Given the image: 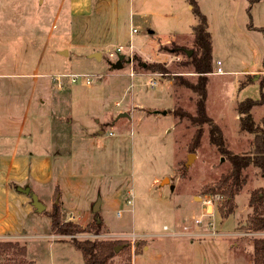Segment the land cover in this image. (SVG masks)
Here are the masks:
<instances>
[{"label": "rangeland", "instance_id": "rangeland-1", "mask_svg": "<svg viewBox=\"0 0 264 264\" xmlns=\"http://www.w3.org/2000/svg\"><path fill=\"white\" fill-rule=\"evenodd\" d=\"M197 2L213 42V71L206 74L196 71L189 57L196 48L188 16L193 24L198 18L188 0H94L103 20L95 26L98 34L89 33L87 42L75 47V56L56 50L71 39L60 21L51 34V7L0 0V109L9 103L15 115H22L39 77L28 122L44 104L62 164L58 171L64 174L52 196L51 182L39 188L46 208L33 207L21 235L0 238V264H85L76 239L115 241L120 248L110 264H254V241L264 238V230L247 227L254 214L250 198L264 189V171L254 164L243 170L245 183L234 198V211L223 217L222 197L206 189L232 164L211 142L209 125L193 123L188 114H196L198 99L190 86L207 76L206 109L221 127L227 150L254 151L256 133L241 128L238 105L247 98L264 99V0ZM142 9L152 15L142 18ZM167 11L171 15L158 16ZM107 21L118 34L110 44L95 47L100 59L87 56L88 39L108 38ZM133 26L138 31L131 35ZM120 45L125 58L115 68L111 62L118 56L112 52ZM218 60L223 73H216ZM155 64L160 68L149 67ZM74 74L90 76L91 84L73 83L68 76ZM8 76H26L25 85ZM12 85L18 89L7 91ZM72 88L78 92L68 98ZM251 114L264 130V101ZM205 196L215 203L213 214L203 204ZM55 205L62 220L82 230L54 233L50 212ZM198 217L203 219L199 226ZM96 218L99 229L89 226Z\"/></svg>", "mask_w": 264, "mask_h": 264}, {"label": "crops", "instance_id": "crops-1", "mask_svg": "<svg viewBox=\"0 0 264 264\" xmlns=\"http://www.w3.org/2000/svg\"><path fill=\"white\" fill-rule=\"evenodd\" d=\"M25 1H38V5L42 8L49 9L51 7V34L56 29V24L59 21L62 23V31L69 36L71 44L66 45V47L57 46V52L66 50L67 54L70 52L71 55L75 56L76 54L73 52L75 47L87 42L89 33L98 34L95 31V26L103 20L102 15H98L101 8L98 7V3L94 6V0H43L44 4L42 5H40L42 0ZM97 1L104 3L105 0ZM138 13L141 14L142 18L152 15L143 9ZM169 13V11H167V14L160 12L158 16L171 15ZM188 17L189 24L194 27L196 24L192 23L191 16ZM106 26L108 38H104L105 36L97 38V36L88 39L92 46L87 56H93L96 53L95 47L100 48L110 44L112 35L118 34V31L108 29V21ZM150 32L158 35L157 30L152 26H150ZM98 53L100 54L99 58L94 56L97 60L102 57V53ZM61 54L63 53L61 52ZM8 77H16L18 86L25 85L21 79L26 76ZM39 81L38 76L34 78L32 89H29L27 105L22 115H15V106L9 103H3L4 108L0 109V238L20 236L26 227L34 206L30 194L25 189L33 190L40 198L39 188L48 187L50 186L49 182H51L49 194L52 196L56 187H59L57 181L64 177L63 172L59 173L58 171L62 164L55 151L54 128L48 118L43 117L44 104L38 107L39 112L35 115L32 123L28 122V106L31 100L34 99L37 89L39 91ZM18 86L12 85L7 91L18 89ZM52 88L51 80V92L53 91ZM71 92H78V89L72 88L69 93L66 92L68 98ZM37 99L38 101L41 100L38 95ZM2 101L0 100V103ZM30 179L35 183L31 184Z\"/></svg>", "mask_w": 264, "mask_h": 264}, {"label": "trees", "instance_id": "trees-1", "mask_svg": "<svg viewBox=\"0 0 264 264\" xmlns=\"http://www.w3.org/2000/svg\"><path fill=\"white\" fill-rule=\"evenodd\" d=\"M250 5L262 0H248ZM193 13L198 18V23L193 27L195 50L189 55L191 64L196 71L206 74L213 71L212 50L213 42L207 16L201 11L197 0H189ZM153 69H158L159 64L150 65ZM208 78L201 76L199 83L190 87L197 93V110L195 115H190L193 123L208 124L209 136L211 142L222 153H226L232 164V169L224 174L215 184L207 186L206 191L214 194H220L222 200L218 203V208L223 217H228L234 211V198L245 183L243 170L251 164L261 168L264 171V130L259 129L252 117L251 109L261 101L247 98L238 105L241 128L256 133L255 148L250 154H236L229 152L226 147V141L221 127L208 114L206 109V100L208 95ZM263 95V94H262ZM261 130V132L259 131ZM201 132L197 134L198 140ZM250 204L254 209V214L250 217L248 228L253 230H264V189L254 190L251 194ZM51 229L56 234H71L80 232L82 228L79 224L61 219V211L58 205L50 212ZM91 228L99 229L100 219L96 218L89 225ZM116 242L112 240H75V246L82 252L85 264H110V260L115 256ZM8 245H12L8 243ZM253 263L264 264V238L254 241ZM130 264V263H127Z\"/></svg>", "mask_w": 264, "mask_h": 264}, {"label": "built area", "instance_id": "built-area-1", "mask_svg": "<svg viewBox=\"0 0 264 264\" xmlns=\"http://www.w3.org/2000/svg\"><path fill=\"white\" fill-rule=\"evenodd\" d=\"M137 28L136 27H133L132 28V32L135 33L137 32ZM124 51V47L122 45L118 46V48H116V50H114V52H112V55H115V56H118V54L122 53ZM221 65V61L218 60L217 61V70H216V73H223V69L222 67L220 66ZM70 77V80L73 82V83H81V84H84V85H87V84H91V78L90 76H87V75H84V74H74V75H71V76H68ZM60 79V78H59ZM152 83H155V81H153ZM220 197H222L220 195ZM203 204L207 205L208 206V215L209 214H213V211H212V208L214 207L215 203L212 199V197L210 196H205L203 197ZM117 215L118 216H121L122 215V211L121 210H118L117 211ZM203 221V219L201 217H198L195 219V222H196V225L199 226L201 224V222ZM207 224H209L208 226H212L213 222L212 221H208ZM185 228L187 229L188 228V225H185ZM204 229V228H203ZM215 234V231L213 232ZM196 235H200L201 233H194Z\"/></svg>", "mask_w": 264, "mask_h": 264}, {"label": "water", "instance_id": "water-1", "mask_svg": "<svg viewBox=\"0 0 264 264\" xmlns=\"http://www.w3.org/2000/svg\"><path fill=\"white\" fill-rule=\"evenodd\" d=\"M63 54H67L66 50L61 51ZM192 54V51H189V55ZM93 56H95L96 58L100 57V54L98 52L94 53ZM125 58V54L121 53L118 54V60L115 62H111L112 66L115 68H120L123 65V60ZM121 115H126V113H122ZM192 158V154H190L189 156V161ZM26 192H28L31 196V201H32V205L34 206V208L39 212L43 211L46 208V204L39 198L38 194L36 192H34L31 189H25ZM96 208H99V205L97 204ZM95 208V209H96ZM97 210V209H96ZM119 246H116L115 251L119 250Z\"/></svg>", "mask_w": 264, "mask_h": 264}]
</instances>
